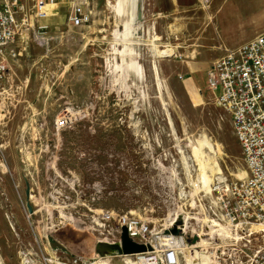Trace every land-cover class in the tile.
I'll list each match as a JSON object with an SVG mask.
<instances>
[{"label": "rangeland", "instance_id": "rangeland-1", "mask_svg": "<svg viewBox=\"0 0 264 264\" xmlns=\"http://www.w3.org/2000/svg\"><path fill=\"white\" fill-rule=\"evenodd\" d=\"M56 1L45 32L14 47L0 88V264L110 257L100 247L114 234V224L102 220L107 213L147 217L209 264H239L250 253V228L222 232L217 241L208 229L200 237L196 220L217 208L219 183L247 171L230 117L206 87L205 69L222 57L199 54H212L216 42L188 34L191 24L213 25L210 0H143L135 24L141 35L131 37L139 43L141 78L125 72L114 49L115 31H123L112 8L117 0ZM77 3L92 12L83 28L67 21ZM129 5L126 19L136 10ZM163 50L170 56H159ZM184 65L180 78L175 72ZM63 117L67 128L57 129ZM203 139L222 149L223 180L213 179L207 194L197 178ZM202 152L204 159L211 154ZM185 219L187 230L173 228Z\"/></svg>", "mask_w": 264, "mask_h": 264}, {"label": "built area", "instance_id": "built-area-1", "mask_svg": "<svg viewBox=\"0 0 264 264\" xmlns=\"http://www.w3.org/2000/svg\"><path fill=\"white\" fill-rule=\"evenodd\" d=\"M56 6V0H0V88L8 76L9 57H17L14 47L28 41L32 33L43 34ZM67 21L72 28L86 27L92 21V12L77 3ZM206 87L215 106L230 117L247 169L244 179L219 183L214 188L219 195L217 208L208 212V219L213 217L212 223L218 224L222 232L235 235L249 227V236H253L250 253L239 264H264V36L228 51L214 62L206 74ZM56 127L66 129V117L58 120ZM102 220L114 224L113 238L105 244L121 249L126 229L134 243L151 247L142 253L117 252L105 257L110 258V264H183L173 239L177 237L158 232L147 217L107 213ZM229 239L236 241L231 236ZM233 245L236 248V242ZM102 260L77 254L70 258L58 256L54 264H102Z\"/></svg>", "mask_w": 264, "mask_h": 264}, {"label": "bare ground", "instance_id": "bare-ground-1", "mask_svg": "<svg viewBox=\"0 0 264 264\" xmlns=\"http://www.w3.org/2000/svg\"><path fill=\"white\" fill-rule=\"evenodd\" d=\"M130 1L131 0H117L116 4L112 6L113 10L116 13L117 18L121 22V23L118 22L119 26L123 28V31H119L118 29L115 31L114 49L117 51V55L121 57V61L123 62L122 67L125 69V72L132 73L133 75H136L139 78H141L143 76L144 71H143L142 65L139 62V54L135 48V46L139 43L136 42L135 40H133L131 37L132 36H138V34H140V33H138V32H140V30H139L140 27L137 28L135 26V24H136L137 13L142 12V4H141V0H132L133 7L136 10H135V13L133 14V16H131V18L129 17L128 19H126V13H127L126 8H127V6H130L129 5ZM108 6H109V4H108ZM151 36H153V35H151ZM118 47H121V48H118ZM150 47H151V45H150ZM169 52L170 51H167V50L160 51L159 56H161V57L170 56ZM156 62H154L153 66H152V69H153L154 74H155V78L157 76V72H159L158 66L156 65L157 64ZM156 79L158 80V78H156ZM157 84L158 85L160 84L159 80H158ZM197 145L199 148V160H200L201 165H202V169L200 170L201 174L199 173L200 175L197 177L198 183L201 184V186H198L199 190H201L199 192H204L205 194H207L210 192V187H211V183H212L213 179H216L217 181L223 180L222 170L217 165V160H218V158L222 152V149L219 145H214L206 139L199 141ZM204 149H207L211 153L210 156L206 157L205 159L203 157V152H202V150H204ZM175 220H176V218H175ZM196 220L199 222H202V224H203L200 228V230H201L200 231L201 232L200 237L202 236V234L205 233L204 231L206 229H208L209 235H211L214 238L216 236L220 235V237H218L217 241H219L221 239L223 233L221 231V228H218V226H219L218 224L212 223L214 221H212L208 218H205V217L204 218H196ZM186 221H187V219H185V222L179 221V220L177 222L173 221L174 223L172 224V226H173V228H177L176 225H179L178 229H180L181 231H185V230H187L186 229V226H187ZM180 222H182V223H180ZM205 223H207V225H205ZM12 227H13V225H12ZM202 232H204V233H202ZM209 235H204V237L209 236ZM227 237H230V234H228ZM173 239L177 241V242L176 241L175 242H176V244L178 243L179 251L188 264H209V262L207 261V258H205L204 255H201L200 253H192L191 252L192 248L191 249L187 248L186 242L184 241L183 238H177V239L173 238ZM213 243H216V242H213ZM115 247H117V246H115ZM1 259H2V257H1ZM101 262H102V264H110V258H104V260H102ZM25 263H26V261L22 262V264H25Z\"/></svg>", "mask_w": 264, "mask_h": 264}, {"label": "crops", "instance_id": "crops-1", "mask_svg": "<svg viewBox=\"0 0 264 264\" xmlns=\"http://www.w3.org/2000/svg\"><path fill=\"white\" fill-rule=\"evenodd\" d=\"M213 1L210 0L211 10L214 12L213 25L210 26L199 22L197 25L191 24L188 28L190 36L195 38L200 36L216 42V47L212 50V54H206L207 51L204 50L205 53H200L199 55L223 57L228 51L237 50L256 37L264 36V0H258L256 5L252 2L254 0H249V6L247 2L245 4L241 3L242 0H238L236 5H229L225 3V0ZM203 2L201 3L203 5L202 8L209 9L210 5H205ZM256 9L257 11L255 12ZM212 64L213 62L211 61V64L205 69V81L207 71ZM188 68L187 71L189 70ZM175 73L178 77H184L185 65L178 68Z\"/></svg>", "mask_w": 264, "mask_h": 264}, {"label": "water", "instance_id": "water-1", "mask_svg": "<svg viewBox=\"0 0 264 264\" xmlns=\"http://www.w3.org/2000/svg\"><path fill=\"white\" fill-rule=\"evenodd\" d=\"M141 4H143V0H141ZM142 12L137 15V21H141L142 17H141ZM27 197H29V190L27 191ZM29 211L31 212V208L30 206H28ZM177 230H173L172 234H177ZM100 247L106 248L107 250H109L108 252H111L112 254L115 253L117 250L119 252H122L124 255H132V254H136V253H142V252H146L147 250H151V247H147L144 245H139L134 243L128 236L126 229L123 230V234H122V247L121 249H119L118 247H112L106 244L101 245ZM56 249V251L61 250V251H65V249H60L59 247H54Z\"/></svg>", "mask_w": 264, "mask_h": 264}, {"label": "trees", "instance_id": "trees-1", "mask_svg": "<svg viewBox=\"0 0 264 264\" xmlns=\"http://www.w3.org/2000/svg\"><path fill=\"white\" fill-rule=\"evenodd\" d=\"M112 247H115V246H112ZM118 252V250L115 252V253H111V252H108V255H114V254H116ZM107 253V252H106Z\"/></svg>", "mask_w": 264, "mask_h": 264}]
</instances>
